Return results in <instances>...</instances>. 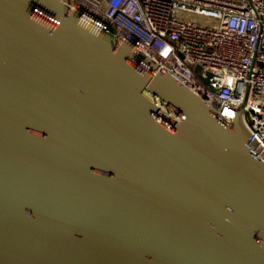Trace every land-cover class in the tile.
Segmentation results:
<instances>
[{
  "label": "water",
  "instance_id": "water-1",
  "mask_svg": "<svg viewBox=\"0 0 264 264\" xmlns=\"http://www.w3.org/2000/svg\"><path fill=\"white\" fill-rule=\"evenodd\" d=\"M246 89L228 121L59 0H0V264H264Z\"/></svg>",
  "mask_w": 264,
  "mask_h": 264
},
{
  "label": "built area",
  "instance_id": "built-area-1",
  "mask_svg": "<svg viewBox=\"0 0 264 264\" xmlns=\"http://www.w3.org/2000/svg\"><path fill=\"white\" fill-rule=\"evenodd\" d=\"M59 1L88 24L132 43L228 121L247 85L244 122L264 149V0Z\"/></svg>",
  "mask_w": 264,
  "mask_h": 264
},
{
  "label": "rangeland",
  "instance_id": "rangeland-1",
  "mask_svg": "<svg viewBox=\"0 0 264 264\" xmlns=\"http://www.w3.org/2000/svg\"><path fill=\"white\" fill-rule=\"evenodd\" d=\"M182 16L186 17V18H189V19H192V20H196L198 22H203V23H209L210 20L206 19V18H203V17H200V16H194L192 14L190 15H186V14H182ZM212 23H213V20H212Z\"/></svg>",
  "mask_w": 264,
  "mask_h": 264
}]
</instances>
